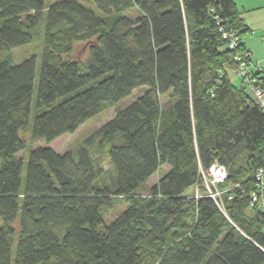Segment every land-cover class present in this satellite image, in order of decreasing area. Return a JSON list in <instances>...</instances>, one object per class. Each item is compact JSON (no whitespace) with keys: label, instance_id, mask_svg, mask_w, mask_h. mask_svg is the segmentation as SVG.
<instances>
[{"label":"trees","instance_id":"trees-1","mask_svg":"<svg viewBox=\"0 0 264 264\" xmlns=\"http://www.w3.org/2000/svg\"><path fill=\"white\" fill-rule=\"evenodd\" d=\"M223 27L246 31L234 0H0V264H264V112ZM36 39L38 65L12 62ZM142 86L75 147L17 155L20 131L50 142Z\"/></svg>","mask_w":264,"mask_h":264},{"label":"rangeland","instance_id":"rangeland-1","mask_svg":"<svg viewBox=\"0 0 264 264\" xmlns=\"http://www.w3.org/2000/svg\"><path fill=\"white\" fill-rule=\"evenodd\" d=\"M56 0H49V2H53ZM87 4V5H86ZM86 6L91 8L94 12L97 13V8L91 3L86 2ZM41 49L40 45V39H36L32 42L23 44L21 46L15 47L10 51L11 55V60L14 63L20 62L22 59L29 55H35L37 57V65L39 64V52ZM72 55L74 58L80 60L81 62H84L87 58L88 55V45L85 41H76L73 43V51ZM3 56L0 55V58ZM229 75L231 77V80L233 83L238 84L240 77L236 75L232 70H230ZM145 89V86L138 87L132 91V93L118 101L116 104L111 105L107 107L103 112L99 113L98 115L91 117L87 119L85 122H83L74 132L70 133H65L62 134L61 136L55 138L54 140L50 142H46L43 139H39L36 141H32L29 138L28 131H20L21 136L25 139L26 146L24 149H22L17 155L19 157L24 158V160L27 159L28 156V151L31 148L37 147V146H49L55 151L62 153L70 148L75 147L76 145L79 144V142L90 132H92L95 128H97L99 125H101L103 122H105L108 118H110L115 109L118 107H123L127 105L131 100H133L136 96L140 95L142 91ZM167 97L162 96L161 97V102L166 103ZM30 121H31V116H30ZM211 175V176H210ZM212 172L208 174V176L201 181V186L205 189V192L209 194V191L214 192V188L218 189V186L214 184L213 177H212ZM109 176V172H108ZM156 178V175L152 176L150 180H153ZM198 187L195 186L191 190H189V193H194L196 196L198 195ZM220 193H213V195H210L214 199L219 197ZM124 206L121 204L120 206L115 207L111 211L107 212L105 216V220L109 221L115 214H117Z\"/></svg>","mask_w":264,"mask_h":264},{"label":"built area","instance_id":"built-area-1","mask_svg":"<svg viewBox=\"0 0 264 264\" xmlns=\"http://www.w3.org/2000/svg\"><path fill=\"white\" fill-rule=\"evenodd\" d=\"M222 20H218L220 23ZM222 37L226 42L228 48L234 49L239 41L241 35L236 29L227 27L221 28ZM248 52L246 55L248 56ZM234 58L237 60V67L234 69L235 73L246 83L249 87L250 94L264 112V75L260 67L254 65L251 60H243L241 56L236 53ZM212 172L214 184L223 182L227 177V170L224 165L217 162L212 163L207 169L201 170L202 179L206 178ZM211 176V175H210ZM255 178L257 182L254 189L250 192L251 203L264 209V169L259 168L256 171ZM213 193H220V190L214 188V192L209 191V195ZM219 196V195H218Z\"/></svg>","mask_w":264,"mask_h":264},{"label":"crops","instance_id":"crops-1","mask_svg":"<svg viewBox=\"0 0 264 264\" xmlns=\"http://www.w3.org/2000/svg\"><path fill=\"white\" fill-rule=\"evenodd\" d=\"M234 2L238 17L246 28L241 35L242 42L248 50L251 62L260 67L264 75V0H234ZM232 71L235 73L234 70ZM229 72L230 70L228 75ZM240 81L241 78L239 83Z\"/></svg>","mask_w":264,"mask_h":264}]
</instances>
